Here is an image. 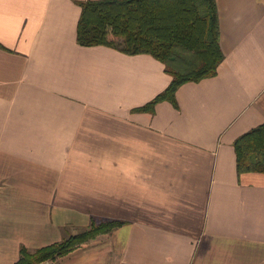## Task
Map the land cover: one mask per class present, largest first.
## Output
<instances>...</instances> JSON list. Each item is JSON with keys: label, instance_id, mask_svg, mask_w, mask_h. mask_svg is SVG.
<instances>
[{"label": "crops", "instance_id": "obj_1", "mask_svg": "<svg viewBox=\"0 0 264 264\" xmlns=\"http://www.w3.org/2000/svg\"><path fill=\"white\" fill-rule=\"evenodd\" d=\"M86 1L0 0V264L93 216L126 224L44 264H264V174L234 147L264 124V0H216L218 75L154 114L165 65L80 46Z\"/></svg>", "mask_w": 264, "mask_h": 264}, {"label": "trees", "instance_id": "obj_2", "mask_svg": "<svg viewBox=\"0 0 264 264\" xmlns=\"http://www.w3.org/2000/svg\"><path fill=\"white\" fill-rule=\"evenodd\" d=\"M79 6L80 46L108 47L129 56L150 55L172 77L164 92L134 112L154 114L162 102L178 108V90L187 83L216 77L225 60L216 0H95L79 2ZM234 147L240 175L264 174V124L240 136ZM125 224L93 216L88 228L61 242L36 251L21 248L16 264L57 261Z\"/></svg>", "mask_w": 264, "mask_h": 264}]
</instances>
